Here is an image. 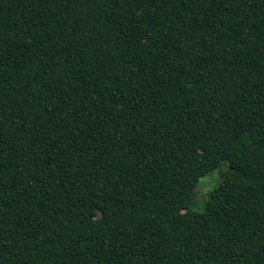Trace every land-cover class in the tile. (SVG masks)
<instances>
[{
  "label": "trees",
  "instance_id": "obj_1",
  "mask_svg": "<svg viewBox=\"0 0 264 264\" xmlns=\"http://www.w3.org/2000/svg\"><path fill=\"white\" fill-rule=\"evenodd\" d=\"M0 264H264V0H0Z\"/></svg>",
  "mask_w": 264,
  "mask_h": 264
},
{
  "label": "rangeland",
  "instance_id": "obj_2",
  "mask_svg": "<svg viewBox=\"0 0 264 264\" xmlns=\"http://www.w3.org/2000/svg\"><path fill=\"white\" fill-rule=\"evenodd\" d=\"M226 170L227 167L223 165L220 171L213 170L199 180V183L194 190V198L190 206L192 210L197 212H201L203 210L209 194L220 184V172Z\"/></svg>",
  "mask_w": 264,
  "mask_h": 264
}]
</instances>
